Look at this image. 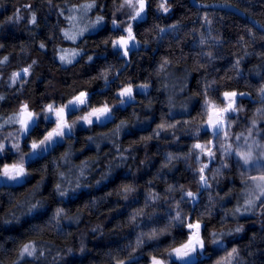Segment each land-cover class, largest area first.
Segmentation results:
<instances>
[{
    "label": "clouds",
    "instance_id": "9594fccd",
    "mask_svg": "<svg viewBox=\"0 0 264 264\" xmlns=\"http://www.w3.org/2000/svg\"><path fill=\"white\" fill-rule=\"evenodd\" d=\"M0 14V264H264V0H0ZM197 221L202 243L177 257Z\"/></svg>",
    "mask_w": 264,
    "mask_h": 264
},
{
    "label": "snow or ice",
    "instance_id": "6c2138e0",
    "mask_svg": "<svg viewBox=\"0 0 264 264\" xmlns=\"http://www.w3.org/2000/svg\"><path fill=\"white\" fill-rule=\"evenodd\" d=\"M130 31V30H129ZM119 43L122 45L127 44V41L121 37L119 40ZM75 56V52L74 50L71 49H63L60 53V59L68 64H71L73 61V58ZM25 71H27V69H25ZM14 75H18V73L14 74ZM124 92H131V86H128L127 88L124 89ZM123 94V93H121ZM225 97L230 98V97H234L236 95H238L237 92L233 91V92H225L224 93ZM86 96V93L81 92L77 97H75L76 100H81L82 98ZM233 103L229 102L226 108H217L214 105L210 107L209 109V115H208V123L211 125H214L216 123H220L223 122V118H224V113L227 112L229 109L233 108ZM49 110H51L52 106L49 105ZM106 109H94L92 114H95L98 111H104ZM63 112V109H60L57 111V116H61ZM32 118V113L28 111L27 105H24L21 108V111L19 113V122L22 125H26L27 121L30 120ZM59 127V125H58ZM55 129L53 130V132L49 133V137H51L52 135L55 134ZM35 147V145H34ZM195 148L200 149L204 154L208 155L209 157L213 155V151L211 149L206 148L204 145L197 143L194 145ZM238 155L241 157V159H243L244 161H249L252 159L253 157V152L252 151H240L238 153ZM207 165L204 166V168H206ZM204 168H201L200 171L201 173L204 172ZM8 167H5V171H8ZM12 170L16 171H22V167L18 166V165H12ZM205 177L202 175L201 179L203 180ZM262 180H264V178H261ZM257 187H259V185H257ZM189 195H191V193H189ZM187 227L189 229H194L192 235L188 238L187 242L185 244H183L180 247H177L173 250V254L176 255L177 257L180 258H184L187 257L189 252L193 249V247L197 244V242H201V225L199 223V221L195 222V223H188ZM29 248L27 245H25L24 247V252H28ZM151 261L152 264H164V260L160 257L157 256H152L151 257Z\"/></svg>",
    "mask_w": 264,
    "mask_h": 264
},
{
    "label": "trees",
    "instance_id": "16d2710c",
    "mask_svg": "<svg viewBox=\"0 0 264 264\" xmlns=\"http://www.w3.org/2000/svg\"><path fill=\"white\" fill-rule=\"evenodd\" d=\"M9 8H10V6H9ZM2 18H3V14H0V19H2ZM113 217L115 219V217H116V214L115 213H113ZM109 224H110V226H114V220L113 221H110ZM94 251H99V249H94Z\"/></svg>",
    "mask_w": 264,
    "mask_h": 264
}]
</instances>
